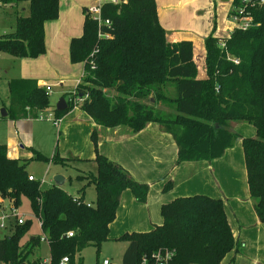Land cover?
Here are the masks:
<instances>
[{
  "label": "trees",
  "instance_id": "16d2710c",
  "mask_svg": "<svg viewBox=\"0 0 264 264\" xmlns=\"http://www.w3.org/2000/svg\"><path fill=\"white\" fill-rule=\"evenodd\" d=\"M2 1H14L16 9L13 29L0 35V52L17 58L44 54V24L58 17L59 0ZM23 2L28 4L27 13L21 12ZM239 8L252 16V24L235 27L226 38L211 33L204 39L202 77L193 73L192 61L184 60L190 49L167 43L155 0L104 1L100 17L85 9L83 33L71 40L69 49L71 63H83L84 72L75 91L64 95L67 108L57 110L36 79L13 78L7 81V115L0 118L50 111L61 119L81 98V109L102 127L124 125L138 132L150 122L159 123L175 139L177 163L221 157L241 138L232 124L247 122L256 129L255 136L241 138L247 183L255 212L264 222V1L232 0L230 15ZM174 48L180 55L173 56ZM155 102L174 109V114L164 113ZM92 141L96 150L92 160L58 153L48 158L33 150L34 160L64 167L71 161L95 163V173L75 176L81 183L80 202L62 187L43 189L41 180H30L28 160L10 157L7 145L0 143V210L4 201L18 206L22 196L29 200L46 234L48 264H59L64 256L69 257L68 264H76V255L84 248L99 249L109 239L125 190L138 202L147 201L149 185L100 154L96 133ZM91 185L96 198L87 204L84 191ZM170 185L167 182L165 190ZM161 214L160 225L120 237L127 241L122 264H141L144 256L164 248L175 252L171 264H221L228 253L238 250L221 198L202 193L180 196L163 204ZM31 226V218L10 225V232L0 238V264H43L40 258L28 260L42 242L39 234L21 243ZM70 231L73 236L68 237Z\"/></svg>",
  "mask_w": 264,
  "mask_h": 264
},
{
  "label": "crops",
  "instance_id": "0c3cea01",
  "mask_svg": "<svg viewBox=\"0 0 264 264\" xmlns=\"http://www.w3.org/2000/svg\"><path fill=\"white\" fill-rule=\"evenodd\" d=\"M104 1L110 0H59L58 17L44 24V54L34 58H19L18 61L9 59L8 53L2 55L3 57L0 55V60L6 62L3 65L6 68L5 74L9 71L13 73L7 81L13 78H34L40 85L50 86L57 97L74 92L83 75L84 64L71 63L70 42L83 33L84 10L91 12L94 8H100ZM155 1L167 43L177 49H190V54L184 57L185 61H193L195 54L198 56V65L199 60L203 59L204 39L211 33L219 38L229 37L235 28L234 21L229 18L232 0ZM175 48L173 56L180 55V50ZM7 91L9 95L8 86ZM3 104L8 107V101H2L0 112L5 108ZM80 104L59 120L58 134L67 135L70 142L55 153L63 158L92 160L96 156L92 135L96 133L100 154L122 165L136 181L149 185L145 203L138 202L128 189L121 194L115 219L127 221L122 224L124 234L144 232L150 230L149 227L153 225H160L163 221L162 205L177 197L207 194L223 199L229 224L239 243L237 252L228 253L221 264H264V222L259 220L250 200L248 183L246 187H241L242 193H245L241 195L234 176L228 173L227 162L231 159V151L227 150L228 148L221 157L210 161L177 163L178 149L175 139L159 123L150 122L138 132L124 125L102 127L81 109ZM36 119H39L38 114L35 117L28 115L12 121L16 126L22 127ZM234 131L241 138L256 134V129L250 128L244 129L247 134L241 129L234 128ZM15 132L18 133L17 128ZM241 138L237 141L238 145H242ZM7 148L10 157L23 159L19 149L10 148L8 145ZM28 173L32 174L29 171ZM169 181L170 188L165 190ZM227 199H231V202L227 203Z\"/></svg>",
  "mask_w": 264,
  "mask_h": 264
},
{
  "label": "rangeland",
  "instance_id": "374dc122",
  "mask_svg": "<svg viewBox=\"0 0 264 264\" xmlns=\"http://www.w3.org/2000/svg\"><path fill=\"white\" fill-rule=\"evenodd\" d=\"M27 6L28 4L26 2H23L20 6L21 12L27 13ZM15 9L16 8H12L10 10L3 11V13H0V35L6 32H10L13 29L15 20L13 11ZM229 18L230 21H233L232 16H229ZM4 54L6 53L0 54L1 57H3L2 55ZM7 55L9 56L10 54ZM8 58L17 59V61L19 59L17 57L14 58V56L12 55H10ZM197 59L198 56L194 54V59L192 61V71L198 77H202L205 74L203 59L199 60L198 65L196 62ZM5 63L6 62H4V60H0V104L3 100L5 102L8 101L6 81L11 75H13L12 71H9L8 74H5L6 68L3 67ZM108 94L109 96H113L114 92L108 91ZM61 97L62 95H59L57 97V95L53 93V90L50 92V101L52 103H55L52 105H56ZM155 104L156 107L158 109H161L164 113L174 114L175 112L174 109L169 108L167 105H163L161 102H155ZM3 107H5L6 109L8 108L6 104H3ZM58 125H60V123L55 125L48 119H36L32 123H25L24 126L18 127L15 125V123H13L12 119L3 120L0 121V143L8 145V147L10 148H17V150L19 149V151L22 153V158L25 160L28 159L27 170L31 172L36 179L42 181L41 187L43 189L52 186V184H54L53 177L57 174H61L66 178V181L63 184L62 188H64L72 195L80 196L81 183L75 180V176L78 173H95L96 171L94 162L90 161V164H84L80 161H71L70 166L64 167L54 162L33 159V150H38L45 157L52 158L57 150H59L60 148L63 149L67 144H69L70 137H68L67 135L60 136L58 134ZM16 128L18 130V133L15 132ZM232 128H235L236 130L241 129L243 130L244 134H247V132L244 131L245 128L255 130L254 126L247 122L233 123ZM237 141L234 142L233 146L227 149L231 151V159L229 158L228 160V162L231 164L227 162V170L229 174L234 176L235 184L237 185V187H239L238 189L240 190L241 195H245V193H242L243 190L241 188L246 187L247 185L245 159L242 145H238ZM21 146H23L24 148H22ZM70 176L72 177V180H69ZM84 193V200L86 202L91 203L95 201V190L92 185L87 188ZM250 200L251 202H253V199L251 197ZM229 202H231V199H227V203ZM4 206L6 208L8 207V201H4ZM16 207L18 208V213L21 214L24 218L32 219L31 229L21 240V243H25L32 234H39L41 237H46V234L42 232L40 228L38 217H36L32 213L29 205V200L25 196L21 197V202L18 206L16 205ZM125 222L127 221L115 219V221L110 225L109 239L102 242L99 249H97L95 246H88L78 252L76 255V264H79L80 261V264H101L105 258L109 259L111 261V264H122V255L126 248L127 241L120 239V237L124 234L122 224ZM154 226L155 225H153L152 227ZM152 227L149 228L151 229ZM49 254L50 250L48 243L46 242V240H43L41 244L35 247L29 254L28 260L33 261L36 258H40L43 260L44 258H48Z\"/></svg>",
  "mask_w": 264,
  "mask_h": 264
},
{
  "label": "built area",
  "instance_id": "2783aa9c",
  "mask_svg": "<svg viewBox=\"0 0 264 264\" xmlns=\"http://www.w3.org/2000/svg\"><path fill=\"white\" fill-rule=\"evenodd\" d=\"M113 3L118 2V0H110ZM264 0H260V2H263ZM15 5L14 1L10 2H4L0 0V13H3L5 10H10ZM91 13L96 15V17H100V8H94L91 10ZM232 19L235 23V27H239L242 29L248 28L252 24V16L250 14H247L245 12V8H239L235 10V13L232 15ZM108 23V22H107ZM224 46V44H223ZM235 63L238 62V60H234ZM46 88V91L50 94L51 88L50 86H44ZM82 99H76L77 105L81 103ZM39 119H48L50 121H53L54 124H58L60 119H57L54 117L53 112L48 111L47 113L41 112L38 114ZM30 180H35L36 178L29 174ZM42 184V181H41ZM1 200V197H0ZM73 200L76 202H80L78 196H74ZM85 203L89 204V202ZM26 221V218H24L21 214L18 213V208L13 203H8V207L6 208L4 206V209L0 210V238L5 236L10 232V225L12 223H18L22 224ZM40 223V221H39ZM68 237L73 236V232L70 231L67 233ZM46 240V237H41V241ZM47 242V241H46ZM174 250L169 248L159 249L152 253L150 257L144 256L142 258L141 264H171L173 258H174ZM50 262V257L45 258L42 260L43 264H48ZM69 263V257L64 256L61 258L59 264H68ZM101 264H111L109 259H104Z\"/></svg>",
  "mask_w": 264,
  "mask_h": 264
},
{
  "label": "water",
  "instance_id": "95a60500",
  "mask_svg": "<svg viewBox=\"0 0 264 264\" xmlns=\"http://www.w3.org/2000/svg\"><path fill=\"white\" fill-rule=\"evenodd\" d=\"M151 101L153 102L154 99L152 98ZM67 108V101L65 99V97H61L60 100L57 102L56 104V109L57 110H64ZM1 116L2 117H5L7 115V110L5 108H2L1 109V112H0ZM53 180H54V184L58 187H62L63 184L65 183V177L61 174H57L53 177Z\"/></svg>",
  "mask_w": 264,
  "mask_h": 264
}]
</instances>
